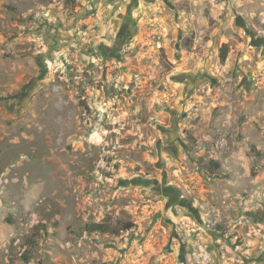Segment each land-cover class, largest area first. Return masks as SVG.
Returning <instances> with one entry per match:
<instances>
[{"label":"rangeland","instance_id":"374dc122","mask_svg":"<svg viewBox=\"0 0 264 264\" xmlns=\"http://www.w3.org/2000/svg\"><path fill=\"white\" fill-rule=\"evenodd\" d=\"M262 209L264 0H0V264H264Z\"/></svg>","mask_w":264,"mask_h":264},{"label":"trees","instance_id":"16d2710c","mask_svg":"<svg viewBox=\"0 0 264 264\" xmlns=\"http://www.w3.org/2000/svg\"><path fill=\"white\" fill-rule=\"evenodd\" d=\"M221 58H222V60L226 59L225 50L222 51ZM249 213L252 215V217L255 221H258V222L264 221V209L257 210L255 212H249ZM87 227H88L90 232L99 231L100 233H103V232L108 231L107 227L103 223H92V224L88 225ZM129 228H130L129 225H127L125 227V229H129Z\"/></svg>","mask_w":264,"mask_h":264}]
</instances>
